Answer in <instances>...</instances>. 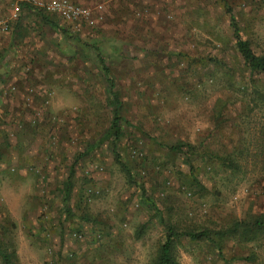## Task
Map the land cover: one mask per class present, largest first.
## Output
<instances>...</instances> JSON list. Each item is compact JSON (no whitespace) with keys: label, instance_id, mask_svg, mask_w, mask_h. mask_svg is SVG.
Wrapping results in <instances>:
<instances>
[{"label":"rangeland","instance_id":"374dc122","mask_svg":"<svg viewBox=\"0 0 264 264\" xmlns=\"http://www.w3.org/2000/svg\"><path fill=\"white\" fill-rule=\"evenodd\" d=\"M62 1L88 14L46 11ZM0 20V243L17 264H155L170 233L204 232L175 239L179 264H264V231L217 235L264 214V83L232 21L264 54V0H0Z\"/></svg>","mask_w":264,"mask_h":264},{"label":"trees","instance_id":"16d2710c","mask_svg":"<svg viewBox=\"0 0 264 264\" xmlns=\"http://www.w3.org/2000/svg\"><path fill=\"white\" fill-rule=\"evenodd\" d=\"M43 20L50 24L46 17H42ZM233 21V29H234V42H235V48L237 53L242 58L244 65L246 68L251 72V74L259 75L263 77V83H264V54L259 55L256 54L255 51L252 48L251 42L242 35V29L240 28L239 24L235 21ZM54 28H57L55 26ZM101 60V70L103 75L107 78V80L110 83V91H111V124L109 127V131L106 136V140L112 141V144L116 146L117 143L120 141L121 136L123 134V127H122V121L125 120L123 116L124 112V104L120 99V95L118 91H115V83L114 80L110 78V70L106 65L105 58L103 56H100ZM264 86V84H263ZM260 98L264 100V90L260 94ZM117 159H119V156L117 155ZM72 190V182L71 179L66 184V199L65 202L70 198ZM242 229L248 230L250 233L255 231H264V214L258 216L254 219V221L250 224L247 223H237L233 228L229 229L228 231H220L217 233L218 236H221L222 238H226L228 236H237L240 235L242 232ZM246 232L243 230V234ZM179 236H187L191 239H207L211 240V236L209 232L204 233H187L185 235H178L170 233L164 244L162 245L161 249L159 250L158 256L156 258L155 264H179L176 257H175V239ZM0 257L3 260L4 264H17V254L16 251L9 252L8 249L5 247L4 244L0 243Z\"/></svg>","mask_w":264,"mask_h":264},{"label":"built area","instance_id":"2783aa9c","mask_svg":"<svg viewBox=\"0 0 264 264\" xmlns=\"http://www.w3.org/2000/svg\"><path fill=\"white\" fill-rule=\"evenodd\" d=\"M46 8V11L49 13H59L64 15L68 19L76 18V17H85L88 13L86 10L81 8L73 7L69 2L62 1L59 3H51ZM6 27L4 22L0 20V36L5 31Z\"/></svg>","mask_w":264,"mask_h":264}]
</instances>
